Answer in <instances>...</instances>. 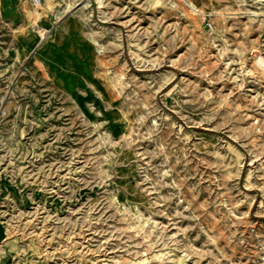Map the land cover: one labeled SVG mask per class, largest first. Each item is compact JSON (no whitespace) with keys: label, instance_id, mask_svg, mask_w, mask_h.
Listing matches in <instances>:
<instances>
[{"label":"rangeland","instance_id":"374dc122","mask_svg":"<svg viewBox=\"0 0 264 264\" xmlns=\"http://www.w3.org/2000/svg\"><path fill=\"white\" fill-rule=\"evenodd\" d=\"M100 1L0 0V264H264V0Z\"/></svg>","mask_w":264,"mask_h":264},{"label":"bare ground","instance_id":"6f19581e","mask_svg":"<svg viewBox=\"0 0 264 264\" xmlns=\"http://www.w3.org/2000/svg\"><path fill=\"white\" fill-rule=\"evenodd\" d=\"M101 1L99 0V3H100ZM189 5V4H188ZM46 37V36H45ZM263 57V56H262ZM262 59V58H261ZM264 59V58H263ZM262 61H264V60H262ZM168 254V255H167ZM171 255H172V253H171V251H167L166 253H155L154 254V256L152 255V254H150V253H148V254H146V256L145 257H143L142 259H141V261L139 262V263H137V264H147L148 262H156L157 261V259H160L161 257H163V256H167V257H171ZM138 261V260H137Z\"/></svg>","mask_w":264,"mask_h":264},{"label":"built area","instance_id":"2783aa9c","mask_svg":"<svg viewBox=\"0 0 264 264\" xmlns=\"http://www.w3.org/2000/svg\"><path fill=\"white\" fill-rule=\"evenodd\" d=\"M207 25L209 26V28L213 27V24L211 22L207 23ZM156 264H165V263H156Z\"/></svg>","mask_w":264,"mask_h":264}]
</instances>
